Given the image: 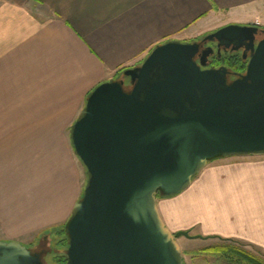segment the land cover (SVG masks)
Returning <instances> with one entry per match:
<instances>
[{
    "label": "crops",
    "instance_id": "crops-1",
    "mask_svg": "<svg viewBox=\"0 0 264 264\" xmlns=\"http://www.w3.org/2000/svg\"><path fill=\"white\" fill-rule=\"evenodd\" d=\"M231 23L264 28V0H0L1 231L18 238L69 220L86 181L69 130L98 84L159 43ZM158 205L173 232L264 251V156L215 158Z\"/></svg>",
    "mask_w": 264,
    "mask_h": 264
},
{
    "label": "water",
    "instance_id": "water-1",
    "mask_svg": "<svg viewBox=\"0 0 264 264\" xmlns=\"http://www.w3.org/2000/svg\"><path fill=\"white\" fill-rule=\"evenodd\" d=\"M257 34L234 79L209 65L211 47L173 38L90 92L69 130L86 181L64 229L66 264H187L178 239L202 236L173 232L158 194L188 189L215 158L264 156V29L231 23L204 38L253 43ZM42 263L25 244L0 240V264Z\"/></svg>",
    "mask_w": 264,
    "mask_h": 264
},
{
    "label": "rangeland",
    "instance_id": "rangeland-1",
    "mask_svg": "<svg viewBox=\"0 0 264 264\" xmlns=\"http://www.w3.org/2000/svg\"><path fill=\"white\" fill-rule=\"evenodd\" d=\"M194 39H197V38H193L188 41H191ZM118 77L120 78L124 77L123 73L120 74ZM126 82L127 84L129 83L128 81ZM128 86L130 85L128 84ZM164 198L166 197H159L158 199L161 200ZM234 199L235 197L233 198L232 196V198L230 199L231 201H229L227 205V210L230 214L231 213L233 214V210H234V207H232L233 209L231 210L230 208L231 205H234V203L238 202L239 200V199H236V200ZM64 227L65 226L62 225L57 230L55 229L42 230L40 232L31 233L28 236H23V237H18V238H10L9 236H7L6 233L1 231L2 229H0V240H4V241L16 240L18 242L25 244L26 246H28L34 251H37L38 248H41V247L49 248L50 249L49 253H45L43 256V263L44 264H59L55 260V256L58 254L65 255L66 249H67L64 244L59 243L58 245L57 243L58 241H60V239H63L66 242V234H62V235L58 234V231H62ZM189 232L191 235H197L195 234L196 230L189 231ZM186 242H189V243H186ZM216 242L218 241H216L215 239H212V240L210 239L208 241H205L200 238L189 239L188 237L183 236L181 239V243H183L182 249L185 252L186 263L187 264H239L237 262H232L225 257L219 256L217 253H212L211 250L209 252L203 251L204 248L212 246ZM234 244H238L239 246H243L244 248L248 250H252L255 254H257L258 256L264 259V251L259 249L258 247H255L242 240H238V243H234ZM191 250L194 251L193 252L194 254L190 253Z\"/></svg>",
    "mask_w": 264,
    "mask_h": 264
},
{
    "label": "flooded vegetation",
    "instance_id": "flooded-vegetation-1",
    "mask_svg": "<svg viewBox=\"0 0 264 264\" xmlns=\"http://www.w3.org/2000/svg\"><path fill=\"white\" fill-rule=\"evenodd\" d=\"M246 25H250V24H246ZM217 29L207 32L206 34L198 37L196 40L201 42L202 49L206 47L212 48L213 52L209 57L210 60L209 65L210 66L215 65L217 67L220 65H225L231 68L230 77L231 79H234L238 77L239 74L244 73L246 71L248 61L253 52V46L255 47L257 46L259 40L263 37V35L257 34L253 43H249L248 41H242L240 39L241 36H236V38L230 37L224 40L225 43H220L218 39L204 41L206 35L215 32ZM244 35H248V34L244 33L242 36ZM49 251L50 249L46 247L38 248L37 251L32 250L33 253H39L41 255L42 261L44 254L49 253Z\"/></svg>",
    "mask_w": 264,
    "mask_h": 264
},
{
    "label": "trees",
    "instance_id": "trees-1",
    "mask_svg": "<svg viewBox=\"0 0 264 264\" xmlns=\"http://www.w3.org/2000/svg\"><path fill=\"white\" fill-rule=\"evenodd\" d=\"M120 74H122V73H120ZM159 197H168V196L158 194V198ZM64 226H66V224ZM58 228H59L58 226H53L49 229L57 230ZM64 229H65V227H64ZM64 229L62 231H58V234L59 235L65 234ZM202 238H219L221 240L220 242H217V243L213 244L212 246L204 248L203 251L209 252L211 250L212 253H217L219 256L225 257V258L229 259L230 261L237 262L239 264H264L263 258H261L257 254H255L252 250H248V249L244 248L243 246H239L238 244H234V243H238V241L233 239V238H222L220 236H208V237L202 236ZM67 240H68V238L66 236V242L63 239H60V241H58L57 243H58V245H59V243L64 244L67 248V246H68ZM55 260L59 264H66V256L65 255H59L58 254L55 256Z\"/></svg>",
    "mask_w": 264,
    "mask_h": 264
}]
</instances>
